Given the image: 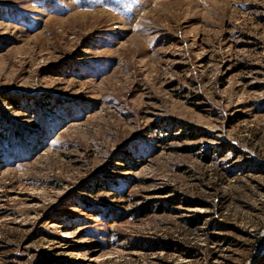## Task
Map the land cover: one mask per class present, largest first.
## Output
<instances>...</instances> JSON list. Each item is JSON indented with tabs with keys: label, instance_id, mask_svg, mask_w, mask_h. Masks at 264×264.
<instances>
[{
	"label": "rangeland",
	"instance_id": "obj_1",
	"mask_svg": "<svg viewBox=\"0 0 264 264\" xmlns=\"http://www.w3.org/2000/svg\"><path fill=\"white\" fill-rule=\"evenodd\" d=\"M0 264H264V0H0Z\"/></svg>",
	"mask_w": 264,
	"mask_h": 264
}]
</instances>
